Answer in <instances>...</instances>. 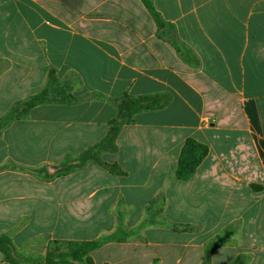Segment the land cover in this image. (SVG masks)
<instances>
[{
	"label": "crops",
	"instance_id": "obj_1",
	"mask_svg": "<svg viewBox=\"0 0 264 264\" xmlns=\"http://www.w3.org/2000/svg\"><path fill=\"white\" fill-rule=\"evenodd\" d=\"M152 1L163 28L141 0H0V120L53 69L77 99L0 130V235L20 264L67 241H102L94 264H264V0ZM125 94L169 99L100 155L125 175L73 167ZM190 138L209 154L181 181Z\"/></svg>",
	"mask_w": 264,
	"mask_h": 264
},
{
	"label": "trees",
	"instance_id": "obj_2",
	"mask_svg": "<svg viewBox=\"0 0 264 264\" xmlns=\"http://www.w3.org/2000/svg\"><path fill=\"white\" fill-rule=\"evenodd\" d=\"M141 1L150 12L158 27H165L166 23L161 13L156 10L153 1ZM73 91V84L61 82L57 75V71L54 69L51 70L45 89L32 96L26 102L16 104L11 111L0 120V130L11 121L28 118L30 111L39 105L75 103L77 99L73 95ZM115 102L118 107V116L110 122L108 134L103 140L88 148L80 156L79 163L75 164L73 167H82V165L88 161H95L110 173L124 176L125 172L119 165L103 163L100 155L104 152L117 151L116 141L123 127L125 125L134 124L137 114L145 111L162 109L168 104L169 99L164 95L132 97L125 94ZM208 154L209 148L206 145L193 138L188 139L180 153L176 170L177 179L181 181L190 180ZM65 243L67 245V252L56 254L55 251H49L43 264H94L90 253L98 250L103 244L102 241H67ZM0 251L4 255L7 263L20 264V261L16 258V249L7 236L0 235Z\"/></svg>",
	"mask_w": 264,
	"mask_h": 264
},
{
	"label": "rangeland",
	"instance_id": "obj_3",
	"mask_svg": "<svg viewBox=\"0 0 264 264\" xmlns=\"http://www.w3.org/2000/svg\"><path fill=\"white\" fill-rule=\"evenodd\" d=\"M168 38H170V40H173V41L175 40V41H177L178 44H179V46H181L182 49L186 50V48H185L181 43H179V41L177 40V38H174V37H173V33H172V32L169 33ZM73 163H74L73 160H71V161L69 162V165H72ZM56 246H57V250L55 251L56 254H62V253L67 252V245H66V243H57ZM16 258H17L19 261H21V262H23V261H28V260L30 261V259L23 258V257L17 256V255H16ZM31 261H32V260H31ZM33 263H34V262H33Z\"/></svg>",
	"mask_w": 264,
	"mask_h": 264
}]
</instances>
